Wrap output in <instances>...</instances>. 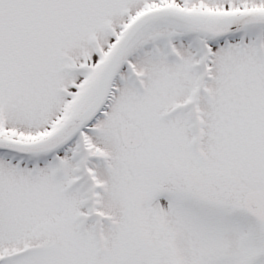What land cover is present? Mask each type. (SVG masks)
<instances>
[{"label": "snow or ice", "instance_id": "snow-or-ice-1", "mask_svg": "<svg viewBox=\"0 0 264 264\" xmlns=\"http://www.w3.org/2000/svg\"><path fill=\"white\" fill-rule=\"evenodd\" d=\"M0 264H264V0H0Z\"/></svg>", "mask_w": 264, "mask_h": 264}]
</instances>
